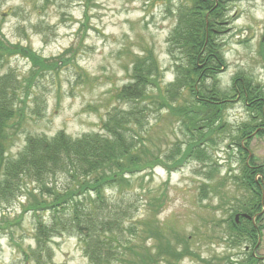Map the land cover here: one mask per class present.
<instances>
[{
  "label": "rangeland",
  "instance_id": "obj_1",
  "mask_svg": "<svg viewBox=\"0 0 264 264\" xmlns=\"http://www.w3.org/2000/svg\"><path fill=\"white\" fill-rule=\"evenodd\" d=\"M176 4L164 5L160 0H0V39L32 49L50 66L38 70L21 56L0 63V79L7 77L5 88L13 91L15 107L22 114L8 130L7 158L16 157L28 136L51 138L63 132L74 139L103 133L101 124L108 115L126 110L116 94L131 82L135 57L146 51L152 52L160 67L162 84L173 82L166 40L175 25ZM227 6L226 22L217 36L226 65L217 76L219 88L233 96L232 79L241 76L260 86L264 95L260 54L264 0H233ZM184 98L188 100L186 92ZM221 118L224 132L213 136L214 145L207 147V164L192 159L171 168L170 163L168 168L156 164L151 170L125 176L129 185H122L121 190L104 193L113 214L127 210L130 220L124 227L140 231L146 247L156 244L148 239L147 226L157 225L171 244L191 253L175 264H236L252 249L234 246L227 235L228 215L235 213L237 201L245 194L233 180L240 162L232 141L249 113L238 101L225 107ZM141 121L146 124L147 148L159 159L185 140L177 119L166 110L149 107ZM247 148L257 165L264 164V137L251 138ZM211 167L217 171L207 179ZM55 182L56 188H62L66 180L60 177ZM24 187L19 198L0 203V264H36L30 258L36 254L34 220L23 206L28 202L25 192L33 190L37 195L38 191L34 184ZM42 216L47 222V214ZM46 245L50 254L46 264H88L75 234L57 235ZM255 254L264 256V229Z\"/></svg>",
  "mask_w": 264,
  "mask_h": 264
},
{
  "label": "trees",
  "instance_id": "obj_2",
  "mask_svg": "<svg viewBox=\"0 0 264 264\" xmlns=\"http://www.w3.org/2000/svg\"><path fill=\"white\" fill-rule=\"evenodd\" d=\"M160 1L164 5L177 2L173 10L175 25L166 40V53L173 61L175 79L162 84L163 74L152 52L135 57L130 70L131 82L116 94V99L127 108L109 114L101 124V134L87 133L74 139L63 132L51 138L28 136L16 157L7 158L8 130L13 120L21 118L22 114L15 107L13 91L5 88L7 77L0 79V203L19 198L27 183L36 186L38 194H32L33 190L25 192L28 202L23 206V211H30L34 220L36 254L30 258L33 257L36 264H46L50 260L46 244L63 233L78 236L88 264H175L185 255H191L186 248L178 249L171 244L157 225L147 226L145 233L156 244L146 247L140 231L124 227L130 220L127 210L113 214L104 196L106 190H121L122 185H129L130 179L125 176L151 170L156 164L168 168L166 165L170 163L171 168L187 159L207 164L210 160L207 147L214 145L213 136L224 132L221 112L225 105L222 101L230 97L220 90L217 80L221 69L226 67L222 43L217 41V36L226 22L227 12L222 4L225 0ZM69 52L70 49L65 51ZM64 55L59 60H64ZM11 56L26 58L38 70L50 67L32 49L0 39V63ZM234 87L239 90L249 113V119L236 129L232 141L241 153V140L260 126L252 116L258 115L264 124L263 103L254 102L256 108H247L245 103L264 98V95L260 86L252 85L241 76L233 77L232 92ZM179 101L183 103L177 106ZM149 107L156 111L166 110L174 116L185 137L182 144L165 152L162 159L150 154L143 137L147 129L141 120ZM238 160V174L233 180L245 194L237 201L235 213L228 215L227 235L231 244L242 245L245 250L256 245L257 233L264 229V225L256 226L264 206L259 180H255L257 176L264 177V170L251 169L245 157H238ZM210 169L207 179L217 171L215 167ZM60 177L66 180L65 186L56 188L55 181ZM42 214H47V222ZM235 215H239L237 222ZM244 215L256 216L254 223ZM257 262L250 251L236 264Z\"/></svg>",
  "mask_w": 264,
  "mask_h": 264
},
{
  "label": "flooded vegetation",
  "instance_id": "obj_3",
  "mask_svg": "<svg viewBox=\"0 0 264 264\" xmlns=\"http://www.w3.org/2000/svg\"><path fill=\"white\" fill-rule=\"evenodd\" d=\"M233 1V0H225L222 4H223V7H224V11L227 12L228 11V4ZM215 6H217V4H215ZM264 38V33H263V36L261 37V41L262 39ZM223 70V69H221ZM234 91H233V96H231L230 98L222 101L224 103V105L227 107L228 105L234 103V102H238L241 100V96H240V92L238 89H236V87H234ZM246 101V100H245ZM257 101H260L261 103H263V106L261 107L262 111H261V114L264 116V99L263 98H258V99H254L251 103H245L246 107H254L256 108L257 105H253L254 102H257ZM222 102H210L211 104L213 105H220L222 104ZM253 114V113H252ZM254 119H256L257 123L260 125L259 127H256L253 132L251 134H249L248 136L245 137V139H242L241 140V143H240V146L242 148V152L239 153L238 151V156L239 157H245V162L247 165L250 166L251 169H254V170H259V168H263L264 170V164H261V165H257L256 164V159L252 156L251 152L249 151V149L247 148L246 146V143L248 144V141L251 140V138L253 137H264V124L262 123L261 119L259 118L258 115H253L252 116ZM260 133H263V136H260L259 134ZM256 181L259 180V183H258V188L260 190V194H261V204L264 206V177H262L261 175L260 176H257ZM260 217V220H259V223H258V227L261 226V222L263 220V216H264V211L262 213H260L258 215ZM256 217V216H255ZM255 217H253L254 219L252 220V222L254 223V220H255ZM238 220V218H237ZM236 220V221H237ZM257 245H255L252 249H251V252L253 253V256L260 260V261H264V256L263 257H259V256H256L255 254V251L258 249L259 247V244H260V237L259 235H257ZM248 250V249H246Z\"/></svg>",
  "mask_w": 264,
  "mask_h": 264
},
{
  "label": "water",
  "instance_id": "obj_4",
  "mask_svg": "<svg viewBox=\"0 0 264 264\" xmlns=\"http://www.w3.org/2000/svg\"><path fill=\"white\" fill-rule=\"evenodd\" d=\"M261 51H262V57H263V60H264V38L262 40V48H261ZM246 218H248L247 216H244ZM238 218V215L235 216V219L237 220Z\"/></svg>",
  "mask_w": 264,
  "mask_h": 264
}]
</instances>
